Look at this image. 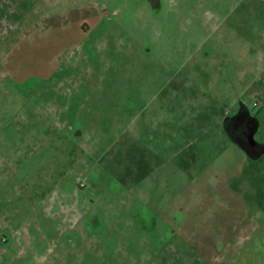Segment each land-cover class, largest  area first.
<instances>
[{
  "label": "rangeland",
  "instance_id": "374dc122",
  "mask_svg": "<svg viewBox=\"0 0 264 264\" xmlns=\"http://www.w3.org/2000/svg\"><path fill=\"white\" fill-rule=\"evenodd\" d=\"M0 264H264V0H0Z\"/></svg>",
  "mask_w": 264,
  "mask_h": 264
}]
</instances>
